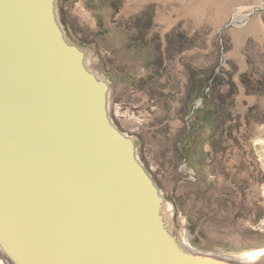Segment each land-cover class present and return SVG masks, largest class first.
Listing matches in <instances>:
<instances>
[{"label":"rangeland","instance_id":"374dc122","mask_svg":"<svg viewBox=\"0 0 264 264\" xmlns=\"http://www.w3.org/2000/svg\"><path fill=\"white\" fill-rule=\"evenodd\" d=\"M57 5L172 211L175 199L184 237L226 254L264 250V0Z\"/></svg>","mask_w":264,"mask_h":264},{"label":"water","instance_id":"95a60500","mask_svg":"<svg viewBox=\"0 0 264 264\" xmlns=\"http://www.w3.org/2000/svg\"><path fill=\"white\" fill-rule=\"evenodd\" d=\"M57 6L0 0V264H264L184 242Z\"/></svg>","mask_w":264,"mask_h":264},{"label":"bare ground","instance_id":"6f19581e","mask_svg":"<svg viewBox=\"0 0 264 264\" xmlns=\"http://www.w3.org/2000/svg\"><path fill=\"white\" fill-rule=\"evenodd\" d=\"M237 16H239V15H237ZM241 17H242V16H241ZM242 18H243V17H242ZM167 205H168V209H169V214H170V216H172V214H173L174 211H172V209H171V207H170V205H169L168 202H167ZM182 239L184 240V242H185L187 245L192 246V244H190V242L187 240L186 237H184L183 234H182ZM193 247H194V246H193ZM263 252H264V250H261V251H254V252H252V253H250V254H245V255H234V254H229V255L236 256V257L241 258V259L254 260V259H252V258H254V257H258L259 254H260V253H263ZM0 262H1V260H0Z\"/></svg>","mask_w":264,"mask_h":264},{"label":"flooded vegetation","instance_id":"af4514ba","mask_svg":"<svg viewBox=\"0 0 264 264\" xmlns=\"http://www.w3.org/2000/svg\"><path fill=\"white\" fill-rule=\"evenodd\" d=\"M1 255V254H0Z\"/></svg>","mask_w":264,"mask_h":264}]
</instances>
